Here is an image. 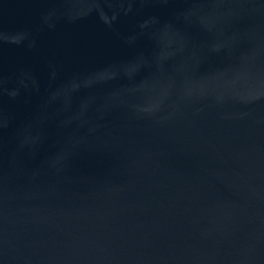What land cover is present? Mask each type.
I'll use <instances>...</instances> for the list:
<instances>
[{
	"label": "water",
	"instance_id": "water-1",
	"mask_svg": "<svg viewBox=\"0 0 264 264\" xmlns=\"http://www.w3.org/2000/svg\"><path fill=\"white\" fill-rule=\"evenodd\" d=\"M0 264H264V0H0Z\"/></svg>",
	"mask_w": 264,
	"mask_h": 264
}]
</instances>
